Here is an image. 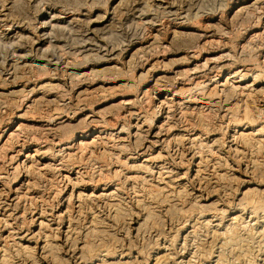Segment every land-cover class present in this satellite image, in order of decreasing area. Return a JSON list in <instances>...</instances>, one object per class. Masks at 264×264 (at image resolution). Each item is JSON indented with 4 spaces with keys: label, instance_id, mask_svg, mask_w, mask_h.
Wrapping results in <instances>:
<instances>
[{
    "label": "clouds",
    "instance_id": "clouds-1",
    "mask_svg": "<svg viewBox=\"0 0 264 264\" xmlns=\"http://www.w3.org/2000/svg\"><path fill=\"white\" fill-rule=\"evenodd\" d=\"M0 264H264V0H0Z\"/></svg>",
    "mask_w": 264,
    "mask_h": 264
}]
</instances>
